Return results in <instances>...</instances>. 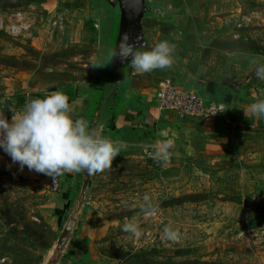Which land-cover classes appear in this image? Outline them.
I'll return each mask as SVG.
<instances>
[{
    "label": "rangeland",
    "instance_id": "1",
    "mask_svg": "<svg viewBox=\"0 0 264 264\" xmlns=\"http://www.w3.org/2000/svg\"><path fill=\"white\" fill-rule=\"evenodd\" d=\"M150 1L157 12L143 24L152 44L169 41L186 21L196 26L207 21L223 25L216 40L220 49L264 58V0ZM202 13L207 19L200 20ZM104 19L94 0H0V110L11 113L27 97L61 91L69 102L88 99L92 113L98 101L92 90L103 82L109 60L110 28ZM157 70L137 74L149 102L126 103L129 121L120 120L110 136L126 148L112 169L91 175L70 254L82 255L84 264H92L90 258L104 264H264L263 187L245 190L226 178L212 182L205 156L185 160L182 167L171 155L165 163L148 157L155 145L169 155L163 121L178 120L157 107ZM75 177L70 199L59 207L63 190L51 192L50 177L27 167L21 171L0 149V264H79L69 261L68 250H57L77 210L84 176ZM146 194L155 214L144 211ZM128 222L138 224L140 238L123 231ZM166 225L179 230V240L163 236ZM82 236L86 249L76 244Z\"/></svg>",
    "mask_w": 264,
    "mask_h": 264
},
{
    "label": "crops",
    "instance_id": "2",
    "mask_svg": "<svg viewBox=\"0 0 264 264\" xmlns=\"http://www.w3.org/2000/svg\"><path fill=\"white\" fill-rule=\"evenodd\" d=\"M202 14L200 20L207 19ZM212 24L201 21L196 26L186 21L180 28H175L169 36V42L175 45L174 63L166 69H158L156 74H159V83L171 79L183 90L201 95L206 100L222 99L226 104V112L222 117L213 119L178 117L175 122L165 120L161 132L165 138L163 142L169 155L180 162V167L185 160L205 156L207 162L211 163L205 172L216 184L226 178L229 185L239 184L241 189L264 188V119H257L251 114L246 117L244 112L250 104L264 99V81L255 74L256 66L264 64V58L256 55L238 56L220 49L216 40L223 25ZM137 76L134 73L132 77L133 94L120 109L116 119L117 128L120 120L124 123L129 121L130 117L125 113L129 100L133 99L136 106L149 102L148 95L137 86ZM31 99L34 97H27L23 106ZM70 104L73 105L74 119L87 120L90 114L88 99L72 100ZM0 114H6L11 122L12 112L0 110ZM75 175L68 172L62 174L65 183L59 195V207L64 206L63 200L70 199L69 190ZM76 244L79 249H86L85 237L82 236ZM70 250L67 251L69 254ZM67 257L69 261H72L71 258L79 260V264L85 263L82 255L74 257L70 254ZM102 260L90 258L92 264H104Z\"/></svg>",
    "mask_w": 264,
    "mask_h": 264
},
{
    "label": "clouds",
    "instance_id": "3",
    "mask_svg": "<svg viewBox=\"0 0 264 264\" xmlns=\"http://www.w3.org/2000/svg\"><path fill=\"white\" fill-rule=\"evenodd\" d=\"M142 47L124 34L112 57L137 74L163 70L174 63L175 45L169 41L163 40L150 49L140 50ZM255 74L264 81V64L256 66ZM9 110L13 113L11 122L0 114V149L11 157L13 164H19L21 171L27 167L53 180L65 172L86 171L95 175L112 169L114 159L126 148L125 142L102 135L86 119H74L73 105L61 91L31 99L19 110L14 107ZM244 112L246 117L251 114L264 119V99L250 104ZM154 158L166 162L167 154L157 151ZM143 199L147 205L144 211L155 214L157 209L149 202V196L146 194ZM123 231L135 238L142 235L135 222L125 223ZM163 236L177 241L180 232L166 225Z\"/></svg>",
    "mask_w": 264,
    "mask_h": 264
},
{
    "label": "water",
    "instance_id": "4",
    "mask_svg": "<svg viewBox=\"0 0 264 264\" xmlns=\"http://www.w3.org/2000/svg\"><path fill=\"white\" fill-rule=\"evenodd\" d=\"M98 3L101 14L104 13V22L108 24L110 33L108 36L109 60L107 61V70L103 82L94 90L98 94V101L93 106L91 115L87 121L90 126L96 128L102 135L110 138L111 134L117 129L116 119L121 107L133 94L131 88L134 72L122 63L118 58L112 57L113 50L116 49L121 37L127 34L131 42L138 46H143L140 50L150 49L155 45L149 41L143 21L157 12V8L150 0H94ZM107 44V45H108ZM84 176L79 199L77 201V210L71 213L58 243V253H66L70 244V236L75 228V222L78 219L79 211L84 206L88 184L91 178L86 171H81ZM81 180V179H80ZM79 179L73 178V183ZM82 182V181H81Z\"/></svg>",
    "mask_w": 264,
    "mask_h": 264
},
{
    "label": "built area",
    "instance_id": "5",
    "mask_svg": "<svg viewBox=\"0 0 264 264\" xmlns=\"http://www.w3.org/2000/svg\"><path fill=\"white\" fill-rule=\"evenodd\" d=\"M156 104L162 111L174 113L177 117L184 119L197 117L213 119L222 117L226 112V104L222 99L206 100L203 96L183 90L170 79L160 83L156 94ZM160 151L158 146H153L147 155L155 163H165L163 160L154 158V153ZM170 155L167 154V161L170 162ZM62 175L55 180L50 177V191L58 193L63 188Z\"/></svg>",
    "mask_w": 264,
    "mask_h": 264
},
{
    "label": "bare ground",
    "instance_id": "6",
    "mask_svg": "<svg viewBox=\"0 0 264 264\" xmlns=\"http://www.w3.org/2000/svg\"><path fill=\"white\" fill-rule=\"evenodd\" d=\"M53 255V254H52ZM50 259V258H49ZM48 261V260H47ZM46 262V261H45ZM45 264H47V263H45Z\"/></svg>",
    "mask_w": 264,
    "mask_h": 264
},
{
    "label": "trees",
    "instance_id": "7",
    "mask_svg": "<svg viewBox=\"0 0 264 264\" xmlns=\"http://www.w3.org/2000/svg\"><path fill=\"white\" fill-rule=\"evenodd\" d=\"M0 106H2V105L0 104ZM0 109H1V107H0Z\"/></svg>",
    "mask_w": 264,
    "mask_h": 264
}]
</instances>
